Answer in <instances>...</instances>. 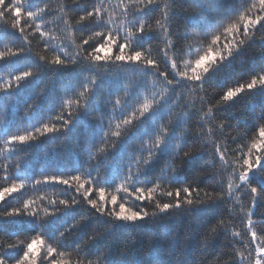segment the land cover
Listing matches in <instances>:
<instances>
[{
	"label": "snow or ice",
	"instance_id": "snow-or-ice-1",
	"mask_svg": "<svg viewBox=\"0 0 264 264\" xmlns=\"http://www.w3.org/2000/svg\"><path fill=\"white\" fill-rule=\"evenodd\" d=\"M223 3L228 5L225 13L210 19L205 9L189 11L185 6L188 0H117L116 4L111 0H92L84 6L72 0L71 5L59 9L57 19L64 27L57 30L70 34L59 39L44 30L52 23L45 17L55 11L46 3L37 7L35 0H0V43L4 44L0 50V72L7 71V78L0 74V94L19 93L39 84L47 73H76L79 77L78 89H61L55 97L47 120L41 116L32 122L31 114L39 112L40 102L48 99L52 87L51 82H44L41 90L30 97L32 103L25 102L29 120L24 130L18 127L17 134H9L10 129L6 128L0 139V150L9 156L23 153L18 157L15 173L11 164L3 167L6 186L0 187V233L12 224L22 225L23 231L8 232L9 237L24 235L23 240L0 243V264H190L186 256L178 255L177 249L190 251L195 217L202 213L213 218L219 215L216 225L206 232L215 236L222 230L227 234L223 212L230 209L221 205L234 206L239 200L235 194L240 192L250 196L252 208L264 200V107L253 118L251 128L238 132L245 143L235 148L230 141L237 137L226 136L225 129L239 125L214 122V114L234 104L242 94L254 90L264 94V62L249 73L247 83L237 80L234 86L220 92H210L206 87L213 75L231 70L235 58L256 38L250 33H264V0H258V4L248 0ZM68 7L77 15L68 17ZM194 28L207 41L206 47L195 52L192 44L185 43L193 35L189 29ZM36 36L43 44L44 54L33 51L32 39ZM221 36H231L234 43L222 45ZM237 36L241 38L235 39ZM5 39L13 46L4 43ZM185 55L193 58L185 59ZM160 59L166 65L165 71L159 70ZM113 67L143 72L162 81L163 87L158 92L150 91L148 82H144L142 87L137 85L139 91L135 95H129L125 88L123 100L104 99V109L112 104L109 130L101 127L103 135L85 142L89 154L78 167L68 169L58 164L53 174H42L40 179L24 172L20 161L27 155L26 149L40 138H58L61 146L66 141L71 143L69 134L90 118L101 83ZM184 89L203 95L199 97L200 108L187 102L182 105L183 109H190L188 120L195 117L196 131L177 137L179 124L188 122L181 121L183 112L174 114L185 98ZM119 90L110 89L108 97ZM53 111L55 116L51 115ZM113 127L115 130H111ZM217 134L220 140L211 138ZM133 138H139L141 144L128 149L125 145ZM165 154H169V160L157 171ZM205 156L208 161L198 167L209 171H197L194 166ZM98 157L103 158V167L92 163ZM178 159L179 166L175 163ZM205 180L207 188L201 186ZM61 185L65 186L60 193L64 198L28 195L32 190ZM109 192L110 196L106 195ZM14 193L28 198L13 205L10 199L15 198ZM37 200L46 202L43 215L41 208L35 206ZM245 215L248 219L243 233H232L233 250L225 264H264V228L257 229L251 211ZM177 216L188 220L183 230L165 228L161 234L154 228L133 258H127L130 241H126L121 258L112 259L110 238L114 233L134 231ZM66 217H71L70 222L64 220L54 227ZM236 244L243 250H236Z\"/></svg>",
	"mask_w": 264,
	"mask_h": 264
},
{
	"label": "trees",
	"instance_id": "trees-1",
	"mask_svg": "<svg viewBox=\"0 0 264 264\" xmlns=\"http://www.w3.org/2000/svg\"><path fill=\"white\" fill-rule=\"evenodd\" d=\"M78 2L81 6H84L92 3V0H78ZM252 2H256L258 4V0H248V3ZM45 3L50 9L55 11L53 15L45 17V20L51 21L52 23H50L48 28L44 30L51 31L52 35L58 37L59 39H65L70 34L57 30L58 27L59 29H63L64 27L63 23L57 18L61 14L59 9L64 5H71L72 0H35V5L37 7H42ZM111 3L116 4L117 0H111ZM185 6L189 8V11L193 12H199L201 9H205V14L208 15L210 19L223 15L228 9V5H225L223 0H188V4ZM65 11L68 13V17L77 15V13H75L74 9L71 7L66 8ZM233 19H235V16ZM227 22L228 21L225 22V26ZM189 31H191L193 35L185 43L192 44L193 52H195L197 48L202 50L207 46V41L204 40V37L201 34H198V29H189ZM76 35L79 36L80 33H76ZM250 35H255L256 38L251 43H249L243 52L235 58L230 66L231 70L223 74L213 75L209 79V85H206V87H208L210 92L226 91L228 87L234 86L237 80H239L241 83L249 82V73L253 69H258L260 64L264 62V39L261 38L264 33L256 32L250 33ZM240 38V36H237L235 39L238 40ZM4 43H8L9 47L13 46L12 43H10L7 39H5ZM77 43H79V40H77ZM153 43H155V41H153ZM225 43L232 44L234 41L231 36H221V44L223 45ZM32 44L33 51L44 54L43 44L41 43L38 36L32 39ZM162 46L163 45H161V47ZM3 48L4 44L0 43V50H3ZM49 55H51V53H49ZM153 55L155 56L156 53L154 52ZM184 58L192 59L193 57L185 55ZM159 64V70L165 71L166 65L162 59H160ZM0 74L7 78V71L0 72ZM78 80L79 77L76 73H73L71 76L62 72L47 73L42 77L39 84H34L27 89H22L19 93H16L12 96L0 94V139L4 138L3 133L6 128L10 129L9 134H17L18 127L21 131L24 130L23 126L29 120V117L25 115V102L27 101V103H32L30 97L34 92H39L41 90V88L44 86V82H51L52 87L47 93L48 99L46 101L40 102L39 112L31 114L32 122L39 120L41 116L47 120L53 100L55 97L60 95L61 89H78ZM144 82H148L150 91L158 92L163 87L162 81H157L155 77L145 76L143 72L133 70L132 68H111L101 83L98 96L92 105V110L90 111V118L86 121H81L73 130V132L69 134L71 143L66 141L63 146H61V141L58 138H40L32 147L26 149L27 155L24 157V160L20 161L23 171L32 175L36 179H40L42 174H53V169H55L58 164L60 167L68 169L81 165L87 159L89 154V149L87 148L85 142L103 135V133L100 132L101 127H103L105 130H109L108 126L111 116L109 110L112 108V104L109 103L107 109H104L102 106V101L104 99H110L114 101L118 97L123 100L125 98V88L129 89V95H135V93L139 91L137 85L139 84L142 87ZM152 84H155L156 87L153 88L151 86ZM117 87L120 90L115 95L108 97L107 94L109 90ZM183 91L185 93V98L183 101H181V107H176L174 109V114L183 112L181 121L187 120L188 122H181L179 124L176 129L177 137H181L182 134L184 137H187L189 130L196 131L195 117H193L192 120H188L190 109H183L182 105L187 102L189 105H195L196 108H200L201 103L199 97L203 95V93L189 91L188 89H184ZM65 99H68V96H65ZM206 106L207 104L205 105V108ZM262 107H264V94L260 93L258 90H254L250 93L242 94L236 99L234 104L230 103L229 106L214 114L215 123L224 121L232 126H236L237 124L239 125L238 128L229 127L225 129L226 136L230 135L231 137H237L234 142L230 141L231 147L235 148L237 145H242L245 143L244 140L238 137V132L243 131L245 128H251L253 124V118L262 110ZM98 108L100 109L99 111H97ZM56 110L58 111L59 109L57 108ZM51 115L55 116L56 112H51ZM91 117H100L101 119H91ZM111 123L114 124L115 120H112ZM111 130H115L114 127ZM211 138L217 140L221 139L218 134ZM111 142L112 138L109 136L108 143L110 144ZM77 144L85 146L81 148L77 147ZM140 144L141 140L139 138H133L130 142H128L127 145H125V147L132 149L139 146ZM99 146L100 145L97 144V147ZM185 150H187V147ZM245 151H247L246 148ZM19 155H23V153L9 156L7 151L0 150V187L6 186L2 179L4 174L3 167L5 165L11 164V171L15 173V165ZM125 159H127V156H125ZM168 160L169 154H165L156 166L157 171L159 168H162L164 163ZM207 161L208 157L205 156L203 161H198L194 167H196L197 171H209L208 169L201 170L198 167L199 163ZM92 163L94 165L100 164L101 167L104 165L102 157H98L97 160L93 161ZM109 163H112L111 157H109ZM175 163L177 166H179L181 160L178 159L175 161ZM219 167V164H217L216 168ZM68 174L72 173L69 172ZM224 176L226 180L227 174L225 173ZM207 185L208 181L205 180L204 184L201 186L207 188ZM253 186L256 185L253 184ZM64 187L65 186L61 185L55 188H40L30 191L28 195H31L33 198L41 195H45L52 199L57 198L58 196L59 198H64L63 196H60V193L63 192ZM110 194V192L106 193V195L109 196ZM28 195L20 197L18 194L14 193L13 197L15 198L10 199V203L14 205L16 204L17 200L28 198ZM235 195L239 197V200L234 206L231 203L221 205V208L230 209V212H223V219L226 222V227L229 229L228 233L225 234L222 230H219L217 234L213 236L210 231L206 232V229H210L212 226L216 225L217 221L221 217L217 215L215 218H213V216L209 213H202L198 217L194 218L195 228L193 230L194 235L190 251L185 253L181 249H177L178 255L182 257L186 256L190 264L193 260L196 261V264H225V261L229 260L228 253L233 250L232 233L236 231L243 233L244 224L248 219V216L245 215L246 213L249 211L252 212L251 218L257 222L258 230L264 228V200L257 201L255 208H252L250 196L243 192L236 193ZM158 198L160 197L158 196ZM35 206L41 208V215H43V207L46 206V202L37 200V204ZM0 207H3V205L0 204ZM241 210H243V212ZM149 211H152L151 207L149 208ZM64 220H68L70 222L71 217H66L57 221L54 227L59 226L64 222ZM187 224L188 220L186 218L177 216L174 220L165 219L162 221H157L155 225L137 228L134 231H118L110 238V251L112 254V259L118 260L121 258V253L125 251L124 244L126 241H130V251L127 252V258L131 259L139 250L141 243L148 239L154 228H157L161 234H163L165 228H181V230H183V227ZM5 229V232L0 233V243L11 244L18 239H24V235H14L9 237L7 234L8 232L17 230L23 231L22 225L10 224L6 225ZM87 231L90 232L91 228L89 227ZM71 239L72 237L70 236L69 240ZM184 243L185 241L182 239V245ZM100 247L102 248L103 244H101ZM235 248L236 250H243L239 244H236ZM57 259L61 258L57 257ZM64 259H68V257H64ZM89 259H92V257H89Z\"/></svg>",
	"mask_w": 264,
	"mask_h": 264
}]
</instances>
